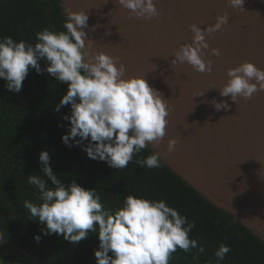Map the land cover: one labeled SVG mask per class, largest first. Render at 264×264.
Returning <instances> with one entry per match:
<instances>
[{
    "label": "clouds",
    "instance_id": "clouds-1",
    "mask_svg": "<svg viewBox=\"0 0 264 264\" xmlns=\"http://www.w3.org/2000/svg\"><path fill=\"white\" fill-rule=\"evenodd\" d=\"M116 3L138 18L159 16L155 0H116ZM228 3L244 9V0ZM65 14V31L44 28L36 33L35 44L17 42L10 36L0 39V79L6 81L9 92L15 93L22 90L30 70L37 74L46 70L50 77L67 84L68 91L55 109L59 112L64 106H71V115L63 117L70 121V131L62 137L63 143L72 147L69 141L77 137V146L89 141L82 147L89 159L124 169L149 144L162 142L169 123L168 104L144 77L126 79L125 65L118 58L90 51L94 41L85 32L87 13L65 9ZM228 19L227 14L219 16L215 25L206 30L190 25L193 42L174 52L172 65L186 62L197 72L211 73L212 61L203 58V50L209 47L206 36L220 30ZM212 51L221 55L218 49ZM40 61H45L46 69L41 68ZM227 75L229 80L219 92L235 103L241 97L247 100L264 91V70L250 62L229 69ZM212 103L217 111L230 107L227 102ZM177 143L176 139L169 140L168 152L174 151ZM39 162L43 175H29L27 182L38 190L40 203L23 202L28 218L43 225L41 231L45 235H62L73 245L95 233L100 242L94 252L96 264H169L178 248L185 253L196 248L198 254L204 252V247L190 238L195 222H189L167 201L128 195L122 207L115 211L106 209L95 189H86L75 181L68 185L61 183L50 166L48 151H41ZM136 163L149 169L161 167V154L154 152ZM35 239L39 242L40 236ZM5 242L0 239V245ZM230 251V247L221 244L214 253L217 264Z\"/></svg>",
    "mask_w": 264,
    "mask_h": 264
},
{
    "label": "water",
    "instance_id": "water-1",
    "mask_svg": "<svg viewBox=\"0 0 264 264\" xmlns=\"http://www.w3.org/2000/svg\"><path fill=\"white\" fill-rule=\"evenodd\" d=\"M155 3L159 16L144 19L116 0H62L64 11L88 14L85 32L94 41L93 54L118 58L126 79L144 77L166 100V136L148 146L188 185L264 241V91L237 103L219 92L229 69L250 62L264 70V0H244V9L228 0ZM225 14L228 23L206 36L203 58L212 61L211 73L186 62L172 65L174 52L193 42L190 25L206 30ZM213 100L230 107L217 111ZM171 139L178 143L168 152Z\"/></svg>",
    "mask_w": 264,
    "mask_h": 264
},
{
    "label": "trees",
    "instance_id": "trees-1",
    "mask_svg": "<svg viewBox=\"0 0 264 264\" xmlns=\"http://www.w3.org/2000/svg\"><path fill=\"white\" fill-rule=\"evenodd\" d=\"M66 14L62 0H0V39L10 36L17 42L35 44V35L44 28L65 31ZM46 69L45 61L39 62ZM0 79V239L40 264H96L99 240L95 233L78 245L62 235H45L43 225L28 218L25 200L40 203L38 190L29 185V175L42 176L41 151H48L50 166L61 183L75 181L95 189L106 209L123 206L128 195L165 200L168 206L195 222L190 238L204 247L190 253L177 249L169 264H217L214 253L221 244L231 251L220 264H264V241L233 215L219 209L161 160V167H140L138 159L154 151L148 146L124 169H114L104 161L87 157L76 140L66 146L62 137L70 131L71 106L55 111L68 91L45 71L30 70L19 93L9 92ZM60 125H63L61 127ZM46 179V177H45ZM50 187H54L48 181ZM40 236L37 242L35 237ZM198 254V258L197 257ZM111 255V253H109Z\"/></svg>",
    "mask_w": 264,
    "mask_h": 264
},
{
    "label": "rangeland",
    "instance_id": "rangeland-1",
    "mask_svg": "<svg viewBox=\"0 0 264 264\" xmlns=\"http://www.w3.org/2000/svg\"><path fill=\"white\" fill-rule=\"evenodd\" d=\"M10 248L14 247L8 244L0 245V264H40L18 249H12L9 252Z\"/></svg>",
    "mask_w": 264,
    "mask_h": 264
}]
</instances>
